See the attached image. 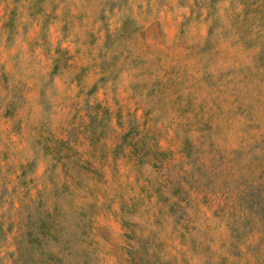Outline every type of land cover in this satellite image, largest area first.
<instances>
[{"label":"rangeland","instance_id":"rangeland-1","mask_svg":"<svg viewBox=\"0 0 264 264\" xmlns=\"http://www.w3.org/2000/svg\"><path fill=\"white\" fill-rule=\"evenodd\" d=\"M35 224L66 264H264V0H0V264Z\"/></svg>","mask_w":264,"mask_h":264},{"label":"trees","instance_id":"trees-1","mask_svg":"<svg viewBox=\"0 0 264 264\" xmlns=\"http://www.w3.org/2000/svg\"><path fill=\"white\" fill-rule=\"evenodd\" d=\"M18 233L14 264H66L53 250L44 248L42 237L53 235L47 228L35 224L32 228H18Z\"/></svg>","mask_w":264,"mask_h":264}]
</instances>
